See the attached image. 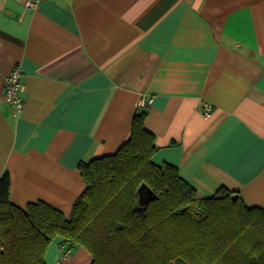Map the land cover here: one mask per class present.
Returning <instances> with one entry per match:
<instances>
[{
  "label": "crops",
  "instance_id": "obj_1",
  "mask_svg": "<svg viewBox=\"0 0 264 264\" xmlns=\"http://www.w3.org/2000/svg\"><path fill=\"white\" fill-rule=\"evenodd\" d=\"M0 0V176L10 200L68 215L78 164L129 137L135 113L197 196L264 208V0ZM21 67L23 111L4 99ZM152 102L138 109V98ZM212 106L210 117L201 109ZM78 246L48 264H90Z\"/></svg>",
  "mask_w": 264,
  "mask_h": 264
},
{
  "label": "trees",
  "instance_id": "obj_2",
  "mask_svg": "<svg viewBox=\"0 0 264 264\" xmlns=\"http://www.w3.org/2000/svg\"><path fill=\"white\" fill-rule=\"evenodd\" d=\"M144 121V110L135 113L115 152L78 164L84 188L68 215L42 200L13 203L5 171L0 264H48L55 239L62 255L83 246L90 264H264V208L224 187L197 196L175 165L153 162Z\"/></svg>",
  "mask_w": 264,
  "mask_h": 264
},
{
  "label": "built area",
  "instance_id": "obj_3",
  "mask_svg": "<svg viewBox=\"0 0 264 264\" xmlns=\"http://www.w3.org/2000/svg\"><path fill=\"white\" fill-rule=\"evenodd\" d=\"M40 0H26L25 8L26 9H34ZM21 67L19 65H15L11 73L6 76L5 84H4V99L12 108L13 115H20L23 111L24 100L22 97L23 84L21 82ZM152 102V97L148 99H144L142 97L138 98L136 101V107L138 109H145ZM202 114L205 117H210L212 113V106L208 103H205L201 109ZM66 253H69L67 250Z\"/></svg>",
  "mask_w": 264,
  "mask_h": 264
},
{
  "label": "water",
  "instance_id": "obj_4",
  "mask_svg": "<svg viewBox=\"0 0 264 264\" xmlns=\"http://www.w3.org/2000/svg\"><path fill=\"white\" fill-rule=\"evenodd\" d=\"M148 193H149V194H151V191H150V190H148ZM232 196H233V197H235L236 195L234 194V195H232Z\"/></svg>",
  "mask_w": 264,
  "mask_h": 264
}]
</instances>
